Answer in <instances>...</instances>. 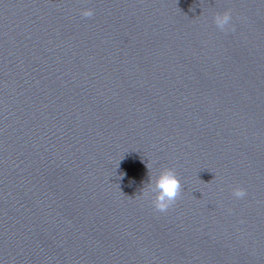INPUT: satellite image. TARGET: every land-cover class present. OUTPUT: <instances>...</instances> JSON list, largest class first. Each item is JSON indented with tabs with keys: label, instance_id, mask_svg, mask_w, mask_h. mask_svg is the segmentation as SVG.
Segmentation results:
<instances>
[{
	"label": "water",
	"instance_id": "95a60500",
	"mask_svg": "<svg viewBox=\"0 0 264 264\" xmlns=\"http://www.w3.org/2000/svg\"><path fill=\"white\" fill-rule=\"evenodd\" d=\"M0 264H264V0H0Z\"/></svg>",
	"mask_w": 264,
	"mask_h": 264
},
{
	"label": "clouds",
	"instance_id": "9594fccd",
	"mask_svg": "<svg viewBox=\"0 0 264 264\" xmlns=\"http://www.w3.org/2000/svg\"><path fill=\"white\" fill-rule=\"evenodd\" d=\"M82 15L84 17H92L94 10L87 8L83 10ZM231 21V11L215 15V24L223 31H228L229 27H232V30H234V26H231ZM182 191L183 185L175 170L166 168L160 172L158 177L150 179V183H148L141 195L143 198H149L155 193L153 204L156 210L165 212L175 204L176 200L181 196ZM233 195L236 198H243L247 195V191L244 188L236 187L233 190Z\"/></svg>",
	"mask_w": 264,
	"mask_h": 264
}]
</instances>
